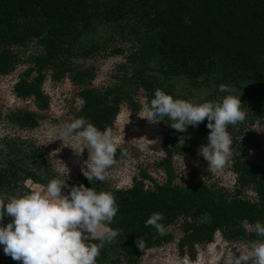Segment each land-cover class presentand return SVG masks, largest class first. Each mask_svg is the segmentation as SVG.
Returning a JSON list of instances; mask_svg holds the SVG:
<instances>
[{
  "label": "trees",
  "instance_id": "16d2710c",
  "mask_svg": "<svg viewBox=\"0 0 264 264\" xmlns=\"http://www.w3.org/2000/svg\"><path fill=\"white\" fill-rule=\"evenodd\" d=\"M94 24L128 28L139 47L127 58L128 63L137 64L129 80L105 93L91 87L92 70H76L69 62L79 38ZM32 39L37 40L41 52L28 59L29 66L13 85L14 96L40 102L46 73L60 72L81 87L78 96L85 120L100 130L113 129L122 107L138 113L141 98L150 99L154 90L160 89L145 74L144 65L151 59L167 78L208 83L213 77L214 101L227 94L218 91L221 83L232 89L247 84V97L254 104L250 123L260 120L264 124V0H0V75L15 70L22 62L16 49ZM110 54L120 55L122 50L115 48ZM36 117L23 111L12 114L10 121L21 128H33ZM163 120L166 137L158 167L165 181L150 186V177L141 172L129 188L109 191L118 206L110 227L119 234L100 249L96 264H139L145 251L174 241V227L180 232L178 253L190 261L217 234L243 242L259 239L242 220L264 221V169L244 155L237 137L241 130L232 125L227 129L232 138L235 185L232 197L222 199L204 184L188 183L190 186L183 188L175 184L174 159L193 156L195 142L209 131L207 121L182 133L168 126L167 117ZM181 136L185 142L180 146ZM8 146L12 152L5 159L0 155V192L13 195L23 180H40L36 172L42 168V156L33 150L22 159L19 144ZM120 157L117 150L114 162ZM79 184L103 190L100 182L89 184L83 175ZM246 190L253 192V202L240 198ZM153 212L163 213L164 235L145 226ZM9 220L5 217L0 222ZM137 238L143 241L142 249L134 243Z\"/></svg>",
  "mask_w": 264,
  "mask_h": 264
},
{
  "label": "rangeland",
  "instance_id": "374dc122",
  "mask_svg": "<svg viewBox=\"0 0 264 264\" xmlns=\"http://www.w3.org/2000/svg\"><path fill=\"white\" fill-rule=\"evenodd\" d=\"M115 48L122 50V54H110ZM138 48L134 34L128 28L94 24L91 30L79 38L69 62L76 70H92L91 87L97 92L105 93L118 86L122 87L123 83L129 80L137 64L128 63L127 58ZM16 50L22 62L10 74L0 75V155L5 159L11 151L8 150V145L15 142L20 145L22 159L24 155H31L33 150L41 155L42 168L36 172L40 180H23L19 188L14 190V194L21 195L40 189L51 178H64L66 171L62 164L68 169L66 183L69 186L77 185L82 177L79 169L81 162L87 158V150L84 149L77 156L74 152H79L82 147L81 142L70 138L65 144L55 139H57L58 126L77 117L85 118L78 96L81 87L75 86L67 75L48 71L42 85L43 98L40 102L16 98L12 92L13 85L29 66L28 59L39 54L41 48L37 40L32 39ZM144 67L145 74L153 79L161 90L174 98L201 103L214 101L217 96L213 77L208 83L202 80L193 83L185 77L167 78L159 72L158 63L153 59L148 60ZM247 90L248 85L244 83L233 89L231 93L236 96L241 94V108L246 113L243 122L236 125L241 130L237 137L243 144L244 155L252 163L264 169V124L260 120L250 123L254 104L248 99ZM143 102L144 99L141 98L142 105ZM23 111L37 116L35 127L21 128L10 121L12 114ZM141 115L142 109L134 114L125 107L121 108L112 129L116 151L119 150L121 157L115 159L114 164L106 170L105 179L99 181L103 187L102 191L129 188L133 178L139 177L141 172L150 177L151 180L147 181L150 186L164 183L165 176L158 167L163 153L158 151L162 150L161 144L166 137V121L149 123L140 118ZM207 134L208 132L195 142L192 157H183V160L182 157L174 159L175 184L181 188L190 186L188 183L204 184L210 187L217 197L229 199L234 194L235 185L232 158L230 156L219 169L207 168V162L198 154V148L207 144ZM153 140L156 143H152ZM12 157L14 156L8 158ZM0 165H2L1 161ZM63 191L66 193L67 189ZM240 198L253 202L254 194L246 190ZM2 223L7 222H0ZM171 231L174 241L145 251L140 257L139 264H230L228 250L238 248L243 243L240 238L228 240L217 234L214 241L198 249L196 259L190 261L178 253L176 241L180 236L179 230L174 227ZM232 251L234 255H238L235 249ZM0 264H20V262L5 255L0 247Z\"/></svg>",
  "mask_w": 264,
  "mask_h": 264
},
{
  "label": "clouds",
  "instance_id": "9594fccd",
  "mask_svg": "<svg viewBox=\"0 0 264 264\" xmlns=\"http://www.w3.org/2000/svg\"><path fill=\"white\" fill-rule=\"evenodd\" d=\"M218 91L227 94L218 101L192 103L156 89L152 98H144L139 117L149 123L162 122L167 117L168 126L182 133L189 126L195 128L206 120L207 144L198 148V154L207 162V168L219 169L231 156L232 138L228 126L242 122L246 113L241 108V94L232 95L231 86L221 83ZM56 136L55 140L65 144L70 138L81 142L79 152H74L77 156L87 150V158L81 162L79 170L89 184L105 179L116 152L111 128L100 130L85 118L77 117L58 126ZM184 142L185 137L181 136L177 144L181 146ZM158 152L163 153V150ZM62 166L66 176L51 178L40 189L21 195L0 192V221L10 218L0 224V247L5 255L20 264H96L100 249L119 234L118 229L110 227L118 211L113 194L84 184L69 186L66 183L68 169ZM162 221L163 213L153 212L144 223L164 235L166 229ZM242 224L261 239L230 248V264H264V221L249 223L244 219ZM134 243L139 249L144 247L138 238ZM232 249L238 255H234Z\"/></svg>",
  "mask_w": 264,
  "mask_h": 264
}]
</instances>
